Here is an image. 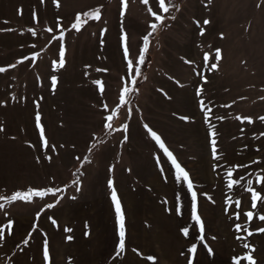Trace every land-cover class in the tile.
<instances>
[{
  "label": "rangeland",
  "instance_id": "1",
  "mask_svg": "<svg viewBox=\"0 0 264 264\" xmlns=\"http://www.w3.org/2000/svg\"><path fill=\"white\" fill-rule=\"evenodd\" d=\"M166 2L0 0V264H264V0Z\"/></svg>",
  "mask_w": 264,
  "mask_h": 264
},
{
  "label": "snow or ice",
  "instance_id": "2",
  "mask_svg": "<svg viewBox=\"0 0 264 264\" xmlns=\"http://www.w3.org/2000/svg\"><path fill=\"white\" fill-rule=\"evenodd\" d=\"M144 2H147V0H144ZM122 5L126 9L127 0H122ZM159 5H160L161 11H163L165 13L168 12L169 9H168L166 0H159ZM153 15L155 16L156 20H159V21L162 22V17L161 16L157 15L156 13H153ZM84 16L85 17L91 16L94 19H98L99 18V10H96L94 13H85ZM79 19H80V16L78 15L77 16V20H79ZM204 23L207 24V23H209V21H205ZM74 27H76V26L74 25ZM151 27L153 29H155L157 27V25L156 24H152ZM201 34H203V32ZM61 39H62V36H61ZM145 40H147V37H145ZM125 54L127 55V49H125ZM219 57H220V50H217V58H219ZM204 59H205V61H207L209 59V57L207 55H205ZM137 63H143V55H141V57H140V59H139V61ZM60 64H61V66L63 65V53H61ZM212 67L215 68L216 65L213 64ZM129 68H130V72H131V62L129 64ZM3 71H5V69L0 68V72H3ZM138 71L139 70L137 69V74H138ZM55 83H56V80H55V78H53V85H55ZM127 91H128V89L125 88L124 92L126 93ZM121 99H123V96H121ZM208 111L210 112L211 110L208 109ZM107 119L111 120L112 116L107 117ZM238 119H240V118L238 117ZM244 119H246L249 123L252 122L251 118H244ZM260 119L264 120V117H261ZM37 123H38V126H39V116H37ZM107 126L111 127L110 124L107 125ZM41 131H42V129H41ZM152 135L157 141H159V137L156 136V134L154 132L152 133ZM212 143H213V155H214V158H215V155H216L215 154V141L213 140ZM160 146L163 148L164 147L163 143H161ZM173 163H175V161H173ZM177 167H179V165H177ZM237 167H240V166H237ZM228 175L231 176L232 172L229 171ZM181 176L185 180L188 179V176H187L186 172L181 171ZM257 182L258 183H264V177H258L257 178ZM238 183H239L238 180L237 181H232V182H230L228 184V187L232 188L234 185H236ZM109 185L111 186V181L109 182ZM188 186H189V188H191V186H192L191 182H189ZM77 190H79V189H77ZM49 191H51L53 194H55V192L59 191V189L49 190ZM248 191L252 193V200H253L252 207L255 208L257 206L256 201L264 200V197H261L258 193H256L251 188V181H248ZM33 194L40 195L41 193H40L39 190H29V192H27V193H15L11 197H2V196H0V201H3L5 199H7L9 201H15V200L19 199V200H25L27 202H30L31 196ZM112 198H113V201L115 203V207H116V211H117V215H118V220H119V223H120V243H119V246H118V253H117L119 255L120 252H122L123 249H124L123 214L121 212L120 203H119V200L116 197V193H115L114 190H113V193H112ZM193 198L195 199V193H193ZM230 203H231V201H230ZM51 206L52 205H48V207H51ZM235 206L237 208H239L240 207V201H238V200L235 201ZM3 207H4V204L0 203V209H2ZM239 215H240L239 213H236L237 219H239ZM244 215L247 217L248 221H251L253 219L254 213L249 211V212L245 213ZM258 218L260 220H264V216H259ZM196 219H197V221H199V217L198 216L196 217ZM11 228H12V222L11 221H9V223L7 225V229L5 228V226H0V239H3L4 238V232L6 230L10 232ZM236 229H237V231H241V225L237 224L236 225ZM66 231H70V230L66 229ZM244 231H247V229H244ZM257 231L264 232V229H257ZM252 234H253L252 232H250V231L248 232V235H252ZM25 243H27V240H25ZM244 246L246 248L249 247V245H247V244H245ZM194 250L195 249H193V251ZM44 257H45V260L47 261L48 260V249H47V245L46 244H45V247H44ZM243 259L246 260L248 262V264H256V261H255L254 257L251 254H248ZM234 264H240V261L236 260V261H234Z\"/></svg>",
  "mask_w": 264,
  "mask_h": 264
},
{
  "label": "trees",
  "instance_id": "3",
  "mask_svg": "<svg viewBox=\"0 0 264 264\" xmlns=\"http://www.w3.org/2000/svg\"><path fill=\"white\" fill-rule=\"evenodd\" d=\"M80 16V17H82V14H76L75 16H74V21H75V23H78L79 22V20H77V16ZM158 26V25H157ZM157 28V27H156ZM155 28V29H156ZM155 29H152V31L150 32V34H149V36L150 35H152L153 34V32L155 31ZM143 55V63H139V65H138V74H140L142 77L145 75V72H146V69H147V64H148V56H147V54H142ZM141 81H142V79L139 81V82H136L135 84H134V87H137L138 85H140L141 84ZM135 97H136V92H134L133 94H132V96H131V99H130V102L131 101H133L134 99H135ZM74 176H77V172H75V174H74ZM69 184V183H68ZM67 184V185H68ZM29 190L30 189H27V188H23V189H19L18 190V192L17 193H27V192H29Z\"/></svg>",
  "mask_w": 264,
  "mask_h": 264
}]
</instances>
